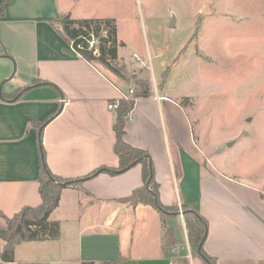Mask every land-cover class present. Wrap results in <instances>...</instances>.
Masks as SVG:
<instances>
[{"label": "crops", "instance_id": "1", "mask_svg": "<svg viewBox=\"0 0 264 264\" xmlns=\"http://www.w3.org/2000/svg\"><path fill=\"white\" fill-rule=\"evenodd\" d=\"M66 3L12 0L0 17V213L13 216L41 202L42 150L54 174L80 178L61 191L50 215L60 222V236L20 242L11 264H193L184 215L165 220L150 205L122 201L144 184L142 164L88 177L118 166L117 108L109 103L125 97L131 84L73 48L60 19L91 17L73 15L72 0ZM151 90L136 98L124 137L150 153L160 200L202 215L203 247L217 264H264V172L258 179L238 175L215 153L202 151L165 83H151ZM2 246L0 240V255Z\"/></svg>", "mask_w": 264, "mask_h": 264}, {"label": "rangeland", "instance_id": "2", "mask_svg": "<svg viewBox=\"0 0 264 264\" xmlns=\"http://www.w3.org/2000/svg\"><path fill=\"white\" fill-rule=\"evenodd\" d=\"M70 9L78 17L115 19L124 42L115 62L121 74L133 86L141 71L140 78L165 83L185 109L201 150L215 153L238 175L259 178L264 172V0H72ZM96 66L128 85L107 66ZM6 225L0 219V226ZM192 259L204 264L199 256Z\"/></svg>", "mask_w": 264, "mask_h": 264}, {"label": "trees", "instance_id": "3", "mask_svg": "<svg viewBox=\"0 0 264 264\" xmlns=\"http://www.w3.org/2000/svg\"><path fill=\"white\" fill-rule=\"evenodd\" d=\"M12 0H3L0 5V17L5 15V6ZM62 33L71 43L76 51L94 65L100 62L107 66L115 74L122 77L134 89L133 96L123 97L118 100L117 119L114 125L116 141L114 150L119 158L117 167L100 168L88 177L95 175L101 169L117 172L125 171L137 164L143 166L144 184L136 188L132 194L122 198V201L138 205H150L161 212L166 220L179 214V205L167 206L159 197V183L155 177V167L150 153L140 147L134 146L125 140L127 115L132 111L135 100L138 97H147L152 94V80L136 78L134 85L130 78L125 77L116 66L119 56V48L124 42L120 41L116 20L113 18H84L74 19L70 15H65L60 19ZM94 34L98 40L99 54L94 53V49L89 48V39ZM79 45L83 47L80 48ZM166 78V77H165ZM18 93L11 99H16ZM42 166L40 172V193L41 202L36 206H26L13 216L0 213V219L5 220L6 226H0V240L3 242L0 255L1 261L11 264L15 261V248L22 241L57 239L60 236V222L52 220L50 215L59 205L61 191L70 186L80 184V178L71 179L54 174L45 161V152L42 150ZM149 181V183H148ZM186 219L188 236L191 249L194 255H199L198 248L206 230V221L196 210L183 205ZM173 229L167 227L166 235L171 240ZM202 253L217 264L216 260L209 256L202 246ZM201 257V256H200Z\"/></svg>", "mask_w": 264, "mask_h": 264}, {"label": "built area", "instance_id": "4", "mask_svg": "<svg viewBox=\"0 0 264 264\" xmlns=\"http://www.w3.org/2000/svg\"><path fill=\"white\" fill-rule=\"evenodd\" d=\"M98 45H99V40L98 38L92 33L91 37L89 39V48L90 49H94V53L95 54H99L98 51ZM80 48H82V45H79ZM74 48V47H73ZM75 49V48H74ZM76 50V49H75ZM135 56H137V54H135ZM137 58H139V56H137ZM134 93V89L132 86L129 87V93L127 95H125L126 98H130L131 96H133ZM118 107V101H112L109 103V108L111 109H115ZM127 120H131L132 119V115L131 112L127 115L126 117ZM179 208H180V214L183 215V211H182V205L179 204Z\"/></svg>", "mask_w": 264, "mask_h": 264}, {"label": "water", "instance_id": "5", "mask_svg": "<svg viewBox=\"0 0 264 264\" xmlns=\"http://www.w3.org/2000/svg\"><path fill=\"white\" fill-rule=\"evenodd\" d=\"M171 26H174L175 25V18L172 20V22L170 23ZM43 128V127H42ZM42 128L40 129V131L42 130ZM102 171V170H100ZM99 171V172H100ZM149 183V181H148ZM184 215V213H182ZM206 234H207V231L205 232L203 238H202V241L199 245V248H198V252H199V255L208 263V264H214L211 260H209L203 253H202V246H203V243H204V240H205V237H206Z\"/></svg>", "mask_w": 264, "mask_h": 264}]
</instances>
